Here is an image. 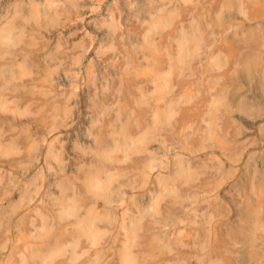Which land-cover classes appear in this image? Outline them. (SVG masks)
Returning a JSON list of instances; mask_svg holds the SVG:
<instances>
[{
  "label": "rangeland",
  "instance_id": "rangeland-1",
  "mask_svg": "<svg viewBox=\"0 0 264 264\" xmlns=\"http://www.w3.org/2000/svg\"><path fill=\"white\" fill-rule=\"evenodd\" d=\"M0 264H264V0H0Z\"/></svg>",
  "mask_w": 264,
  "mask_h": 264
},
{
  "label": "bare ground",
  "instance_id": "bare-ground-1",
  "mask_svg": "<svg viewBox=\"0 0 264 264\" xmlns=\"http://www.w3.org/2000/svg\"><path fill=\"white\" fill-rule=\"evenodd\" d=\"M91 181H88V183H87V185H88V187H90V188H93L91 185L93 184V182L92 183H90ZM89 184H91V185H89ZM94 186V185H93ZM260 203V202H259ZM91 222V221H90Z\"/></svg>",
  "mask_w": 264,
  "mask_h": 264
}]
</instances>
